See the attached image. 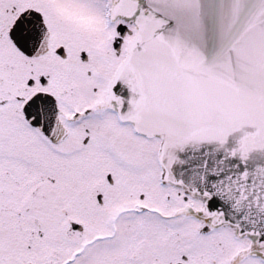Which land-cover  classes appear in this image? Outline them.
I'll list each match as a JSON object with an SVG mask.
<instances>
[{
    "label": "snow or ice",
    "instance_id": "obj_1",
    "mask_svg": "<svg viewBox=\"0 0 264 264\" xmlns=\"http://www.w3.org/2000/svg\"><path fill=\"white\" fill-rule=\"evenodd\" d=\"M0 264H264V0H0Z\"/></svg>",
    "mask_w": 264,
    "mask_h": 264
}]
</instances>
